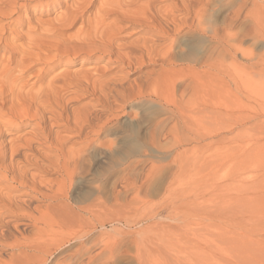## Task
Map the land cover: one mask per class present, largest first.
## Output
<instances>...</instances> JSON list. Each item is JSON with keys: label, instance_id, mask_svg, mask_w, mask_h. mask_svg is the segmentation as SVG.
<instances>
[{"label": "bare ground", "instance_id": "1", "mask_svg": "<svg viewBox=\"0 0 264 264\" xmlns=\"http://www.w3.org/2000/svg\"><path fill=\"white\" fill-rule=\"evenodd\" d=\"M94 1L70 0L46 28L48 33L29 35L19 49L7 35L8 23L0 24V264L96 261L97 253L84 247L78 257L62 254L53 263L49 258L71 240L85 237L80 212L96 214L97 200L75 208L68 191H97L95 181L84 179L83 167L87 161L97 163V146L115 142L108 137L124 125L117 123L119 113L148 98L160 112L153 115L148 132L154 142L176 134L179 121L188 132L180 135L183 142L208 145L213 135L202 124L201 131L194 128L197 120L188 119L187 108L195 107L201 96L223 94L228 56L234 64L264 61V55L239 48L243 37L254 44L259 35L233 32L246 7L259 0ZM21 5L20 0H0V21L11 19ZM121 22L127 28L141 26L138 31L147 28V36L121 34ZM77 23L72 34L65 33ZM231 41L237 42L233 48ZM200 45L202 52L195 57ZM97 55L107 57L117 71L105 76L97 66L84 68ZM77 59L81 66L69 70ZM125 67L135 69L137 76L130 78ZM25 126L23 134H16ZM192 155L193 149L177 148L172 161ZM121 178L125 190L129 177L124 172ZM138 259L143 264V257Z\"/></svg>", "mask_w": 264, "mask_h": 264}, {"label": "rangeland", "instance_id": "2", "mask_svg": "<svg viewBox=\"0 0 264 264\" xmlns=\"http://www.w3.org/2000/svg\"><path fill=\"white\" fill-rule=\"evenodd\" d=\"M69 1L20 0L19 11L0 24L8 23L7 35L19 49L29 35L48 33L51 22ZM245 10L248 12L233 32L259 37L254 44L249 36L243 37L239 48L264 55V0ZM78 25L66 28L65 33L72 34ZM120 26L121 34L134 38L147 30L138 31L141 26L137 25L127 28V22ZM234 44L237 42L231 41L232 48ZM202 48L200 45L195 51V57ZM81 64L77 59L67 68L75 70ZM93 66L105 76L117 71L113 64H107V57L99 55L84 68ZM124 71L130 78L137 76L133 68L125 67ZM35 79L31 77V81ZM225 89L219 96H201L205 106L197 96L195 107L187 108L188 119L197 120L194 128L201 131L205 126L213 135L208 145L183 142L181 137L188 132L179 121L176 134L171 132L168 139L154 142L148 132L160 112L148 98L120 112L117 123L124 125L108 135L115 142L110 148L97 146V163L87 161L83 167L84 179L95 181L97 191H68L72 206H87L96 198V214L80 212L85 237L71 240L49 261L63 255L78 257L87 248L97 253L92 264H138L139 257H143V264H264V61L234 64L228 56ZM177 148L193 149L192 157L172 161ZM124 172L129 177L125 190L121 187ZM87 185L83 184V190Z\"/></svg>", "mask_w": 264, "mask_h": 264}]
</instances>
